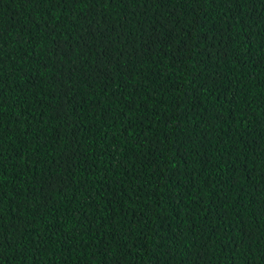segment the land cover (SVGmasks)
<instances>
[{"label": "trees", "instance_id": "16d2710c", "mask_svg": "<svg viewBox=\"0 0 264 264\" xmlns=\"http://www.w3.org/2000/svg\"><path fill=\"white\" fill-rule=\"evenodd\" d=\"M0 264H264V0H0Z\"/></svg>", "mask_w": 264, "mask_h": 264}, {"label": "snow or ice", "instance_id": "6c2138e0", "mask_svg": "<svg viewBox=\"0 0 264 264\" xmlns=\"http://www.w3.org/2000/svg\"><path fill=\"white\" fill-rule=\"evenodd\" d=\"M103 39H108V37H104ZM101 43H103V41H101ZM109 43L111 44V41ZM119 55L122 56L123 55V51H121L119 53ZM107 63H112L111 58H109V60L107 61ZM101 64L102 65L105 64V61L102 60L101 61ZM94 71L100 72L101 71V67L98 65L96 67V69H94ZM176 126L178 127L179 125H176ZM68 159H69V161H71L72 160V157H69ZM68 171H69V179H71V176L74 175L75 173L72 171V168H71V165L70 164L68 165ZM157 171H159V168H157ZM51 179H52L53 182H55V180L57 178L55 176H53ZM49 187H53V190H55L54 183L53 184H50Z\"/></svg>", "mask_w": 264, "mask_h": 264}]
</instances>
